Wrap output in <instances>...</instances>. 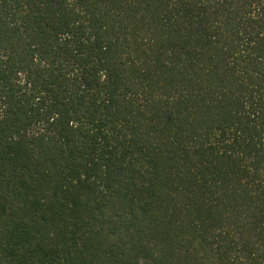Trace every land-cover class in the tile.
<instances>
[{"label": "trees", "instance_id": "1", "mask_svg": "<svg viewBox=\"0 0 264 264\" xmlns=\"http://www.w3.org/2000/svg\"><path fill=\"white\" fill-rule=\"evenodd\" d=\"M0 264H264V0H0Z\"/></svg>", "mask_w": 264, "mask_h": 264}]
</instances>
